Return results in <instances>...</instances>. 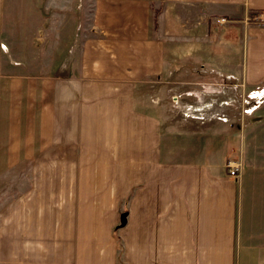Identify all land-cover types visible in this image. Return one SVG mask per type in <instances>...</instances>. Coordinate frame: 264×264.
Here are the masks:
<instances>
[{"label": "crops", "instance_id": "obj_1", "mask_svg": "<svg viewBox=\"0 0 264 264\" xmlns=\"http://www.w3.org/2000/svg\"><path fill=\"white\" fill-rule=\"evenodd\" d=\"M83 3L31 0L36 20L58 14L63 20L59 74L51 71L54 56L41 52L40 62L48 63L38 75L21 71L18 60L28 46L23 25L15 26L20 42L9 43L13 15L0 0V177L12 179L11 191L0 185L2 240L15 226L18 246L36 242L56 225L65 234L62 243L73 246L74 264H264L263 148L246 159L243 126L221 119L236 138L213 160L205 147L220 145L218 120L176 113L166 125L165 92L172 73L182 93L181 68L192 65L241 81L255 89L249 97L260 98L264 0H91L90 34L68 50L63 26L67 18H81ZM249 11L260 22H249ZM28 16L17 20H34ZM35 30L31 37L39 46L45 35L40 48L49 51L51 29ZM212 112L225 115L224 108ZM185 123L197 125L181 129ZM203 137L205 145L196 149ZM233 157L237 177L225 169ZM38 174L53 182L39 183ZM40 185L59 188L60 207Z\"/></svg>", "mask_w": 264, "mask_h": 264}, {"label": "rangeland", "instance_id": "obj_2", "mask_svg": "<svg viewBox=\"0 0 264 264\" xmlns=\"http://www.w3.org/2000/svg\"><path fill=\"white\" fill-rule=\"evenodd\" d=\"M5 7L6 10L13 15L11 16L12 19H10L9 25L6 24V28H9L11 31L8 35L9 43L16 44L20 42L21 36L19 35L16 37L15 26L17 23L19 25H23L22 28L19 29L20 34L23 35V39H25L26 44H28L23 56L21 55L18 60L21 64V71L28 72V70H32L34 71V73L41 75L40 73L42 72L43 67L48 63L47 61H45L42 64L39 60V55L41 54V52H44V55L47 59L48 55L54 56V59H51L54 61L51 71L54 75L59 74L58 69L60 68V51L62 47L59 48L60 41L57 33L62 27L59 26L61 21H63L61 15H56V19H53L48 22L36 20L34 18L35 12L34 8L32 7L31 0H5ZM41 7L44 8V5H41ZM57 9V13H60L59 11H62L61 7H58ZM91 10V0H85V3H83L84 13L79 20L69 19L66 17V25L63 26V33L61 35L63 46L69 43V49H65L70 50L72 45L79 44L84 38H86L87 35L90 34V31H86L85 29L89 27V23L91 22ZM41 11L43 12L42 9ZM158 12L159 11L156 10V15ZM21 13L25 15V19L29 17V14L34 20H17L18 14ZM43 15H45V13ZM257 15L258 14L253 13V11H249L248 17H251L249 22H253L254 20V22H260V16L257 17ZM226 20L227 19L225 18H221L219 21L225 22ZM54 27H56L55 32L53 31ZM36 28L51 29L49 30V35L47 36V40H49V43L51 44V48L49 49V51L47 48L45 50H41L40 48L43 43H45V35L44 42L42 44H39V46H37L38 42L36 41V36H34L33 38L31 37V35L34 34L35 31H37L35 30ZM77 29L80 30L81 33H78L74 38L70 34L67 35L70 30L76 31ZM40 30H42V34H44L43 29ZM84 31H86V34L84 33ZM67 37L69 39L68 42ZM24 64L31 65V68L28 69V67H25ZM214 70H208L199 66L194 67L192 65L182 67L179 77L182 81L180 85V90L182 93L180 94L178 93V85H176V83H172L174 79L178 78L177 75L172 76V73L166 75V125L172 124L174 118H176V113L177 115L179 114L181 119L186 118L197 121H204L205 119L218 120L217 122L219 126L217 128L216 133H219L220 145L212 143L206 145L205 147L209 151L210 157L213 160H217L219 158L218 155L227 151V148L230 143H234L236 138V134L234 133V131L230 130L229 125L226 124L224 126H220L222 121L221 119H226L228 122L234 124L235 128L237 129H241V127L243 126L244 130L241 132L240 135L243 139V145L247 149V151L245 152V155H247L246 159L253 160V158L258 157L257 154L254 155L255 151H259L260 148H263V150L261 151H264V94H262L264 93V90L263 92H259V95H261L260 98H254L255 93L253 95L254 97H249V95L255 89L245 87L240 84L241 81L239 82L238 80L233 79L231 77L225 78L218 76ZM211 79H219L223 80V82L212 81ZM262 102L263 105L261 106ZM196 106H199L201 108L197 109ZM206 107L209 108L207 111ZM216 108H224L225 115H222L219 112L218 116L212 117L211 113H214L212 112V110ZM259 120H261V122ZM196 125H188L187 123H185V125L181 126V129L184 127L193 128ZM232 138L234 139L232 140ZM204 139V137L196 138V149L205 145ZM188 144L192 146L191 139ZM192 149L193 146L191 147V150ZM238 158L233 157L227 160L239 161ZM16 166L18 168L20 167L19 169L22 168V170L24 169L27 171L32 170L31 167L33 165L19 164ZM59 166L61 167L60 163ZM1 167L6 169V163H4L3 166L1 165ZM9 167L11 168L12 165L10 164ZM53 168L55 173L58 169V164L54 163ZM7 171L8 169H6V172ZM59 176L60 174H57L56 181ZM48 178L50 182H53L50 176L38 174L37 181L39 183H42L43 181H46V179L48 180ZM0 185L5 186L6 192L11 191L8 188L9 185H12L11 175L6 174L0 177ZM40 187L44 188V191L50 194L53 200L52 205L54 207H57V204L59 205L60 201L64 202L63 200H59V197H61L59 188H55L54 186L46 187L41 185ZM71 201L72 200H70V203ZM120 217L122 218L123 215H121ZM62 218L63 222L68 221V217H66L65 215ZM60 230L61 228L59 226L51 225L46 230L45 234H43L42 236H38V240H36V242L30 243L28 241L26 242L24 239V235H26V231L29 232V228H24V233L23 228H21L20 240H24H21L20 246H18L19 243H17L18 239H16L17 233L15 226L11 229L8 234L5 233L4 240H2V236L4 237V235L0 231V264H13V258L15 259V262L17 264H74L73 246L66 243H62L64 242L65 234L63 232L59 233ZM113 235H116L115 231ZM16 254L20 256V260L17 258ZM29 257H33V259L31 261H28Z\"/></svg>", "mask_w": 264, "mask_h": 264}, {"label": "built area", "instance_id": "obj_3", "mask_svg": "<svg viewBox=\"0 0 264 264\" xmlns=\"http://www.w3.org/2000/svg\"><path fill=\"white\" fill-rule=\"evenodd\" d=\"M225 169L229 176L237 177L240 171V165L236 160H227L225 163Z\"/></svg>", "mask_w": 264, "mask_h": 264}, {"label": "trees", "instance_id": "obj_4", "mask_svg": "<svg viewBox=\"0 0 264 264\" xmlns=\"http://www.w3.org/2000/svg\"><path fill=\"white\" fill-rule=\"evenodd\" d=\"M114 237L116 238V241H117V247H118V249H119V250H121V242H120V240H119L118 236H117V235H115Z\"/></svg>", "mask_w": 264, "mask_h": 264}, {"label": "bare ground", "instance_id": "obj_5", "mask_svg": "<svg viewBox=\"0 0 264 264\" xmlns=\"http://www.w3.org/2000/svg\"><path fill=\"white\" fill-rule=\"evenodd\" d=\"M253 97H254V96H253ZM253 97H252V98H253Z\"/></svg>", "mask_w": 264, "mask_h": 264}]
</instances>
